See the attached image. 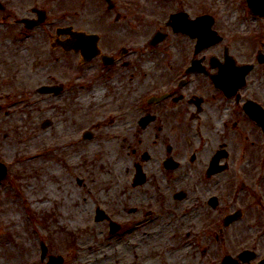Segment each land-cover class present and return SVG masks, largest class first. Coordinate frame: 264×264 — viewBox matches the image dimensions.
<instances>
[{
	"label": "rangeland",
	"instance_id": "rangeland-1",
	"mask_svg": "<svg viewBox=\"0 0 264 264\" xmlns=\"http://www.w3.org/2000/svg\"><path fill=\"white\" fill-rule=\"evenodd\" d=\"M138 3L140 9L153 11L141 9L143 14L131 21L132 28L122 22L119 41L123 47L136 50L133 61L169 66L189 51V40L176 46L168 40L154 50L148 46L154 32L167 29L165 23L179 3H189L188 17L207 13L216 20L218 34L223 36L219 48L227 47L234 60L252 62L258 52L264 54V17L252 15L244 0ZM26 43L20 47L5 43V53L0 52V162L7 168L0 181V264H47L39 258L41 243L47 256H60L63 264H83L82 242L86 237L92 238L93 245L119 243L120 250L124 242L134 239L135 247L128 257L121 255L115 264H221L225 255L235 258L238 248L254 245L263 230L254 228L257 210L248 211L252 216L248 224L221 235L210 208L204 214L193 210L197 195L173 199L183 190L181 171L162 175L161 157L141 161L143 153L153 155L160 148L150 147L149 133L137 135L130 126L132 117L123 109V92L112 96L116 85H98L94 94L86 90L87 80L74 81L67 72L64 62L76 56L60 53L59 59L60 54L48 42L25 50L32 42ZM209 52L221 56L222 49ZM54 56L60 61L54 63ZM77 65L72 73L83 69ZM143 80L150 82L141 77ZM67 81L74 89L65 96L47 97L36 92L51 82ZM148 86L141 88L140 96L151 91ZM46 120L51 125L42 128ZM86 131L94 137L84 141ZM178 149L176 158L181 159L184 151L181 146ZM135 162L146 174L141 186H132ZM133 197L138 201L132 203ZM73 198L86 204L84 213L73 212ZM97 210L108 219L95 221ZM110 222L120 229L110 233ZM142 228L152 233L142 236Z\"/></svg>",
	"mask_w": 264,
	"mask_h": 264
},
{
	"label": "flooded vegetation",
	"instance_id": "flooded-vegetation-1",
	"mask_svg": "<svg viewBox=\"0 0 264 264\" xmlns=\"http://www.w3.org/2000/svg\"><path fill=\"white\" fill-rule=\"evenodd\" d=\"M141 9L138 0H0V52L5 53L4 44L9 42L20 47L30 40L32 44L26 45L25 50L37 49L48 42L59 54L76 56L64 62L74 81L87 80L90 91L96 90L98 85H116L112 96L123 92V109L132 117L130 126L137 135L141 131L149 133L150 147L160 148L153 155L143 153L141 161L150 160L152 156L161 157L162 175L180 169L184 185L182 200H187L191 194L197 195L193 210H201L204 214L210 208L215 215L213 224L217 225L218 234L239 228L242 223L248 224L252 219L249 210L261 214L253 218L254 228L263 229L259 239L254 240L251 247L238 248L233 255L238 259L240 254L247 252L248 256L253 255L252 259L238 264L252 261L257 264L264 258V63L234 60L227 47L221 48V56L209 52L221 50L223 36L220 43L195 52V40L174 33L170 23L166 24L163 42L171 40L176 46L189 40L192 43L189 51L179 55V60L169 66L165 63L155 67L151 61H133L131 57L136 50L123 47L119 41L123 37L122 22L134 27L131 21L143 14ZM188 9L189 3H179L175 11ZM143 11L152 12L153 9ZM217 27L213 19L212 29L218 33ZM89 35L97 37L99 55L87 62H81L80 53L64 48L85 42L82 37ZM53 58L57 63L62 55L59 59ZM76 64L83 69L72 73ZM244 66L250 70L243 81L237 87L231 86L235 69ZM231 74L234 75L231 77ZM141 77L150 82L140 81ZM68 79L72 80L71 76ZM67 83L46 84L57 86L60 92L42 95L62 97L70 94L74 86L70 81ZM145 85H149L151 91L140 96ZM2 110L0 103V112ZM179 146L184 151L181 159L176 158ZM166 163L175 168H166ZM227 216L232 217V221L223 228Z\"/></svg>",
	"mask_w": 264,
	"mask_h": 264
},
{
	"label": "water",
	"instance_id": "water-1",
	"mask_svg": "<svg viewBox=\"0 0 264 264\" xmlns=\"http://www.w3.org/2000/svg\"><path fill=\"white\" fill-rule=\"evenodd\" d=\"M248 7L251 9V12L254 14H259L263 15L264 14V0H246ZM197 23H204V31L200 34H196V32L193 30V25L192 23H189L190 25H185L184 30L187 31L188 33H191L192 35L198 36V43H197V48H202V47H207L211 44H214L219 41V38L216 37V34L214 32L210 31V26H211V21L209 20V17H202L199 18ZM195 22V23H196ZM161 38L156 35L153 39V43L156 41L160 40ZM90 41H93L92 39H89ZM88 45V44H86ZM72 47L76 50L81 49L82 55L87 59L88 57L93 56L95 47L93 45H88L87 47H84L82 44L76 43L73 44ZM258 60H264V56L259 55ZM40 92H50L52 89L49 87H42L39 89ZM57 91V90H55ZM48 125L47 122L43 124V127H46ZM84 137H86L84 135ZM5 175V168L0 164V179H2ZM143 182V175L139 172L137 169V174H136V182L135 183H142ZM183 197L182 194H177L175 195V198L181 199ZM98 220L104 219V214L101 211H97L96 218ZM118 228L111 224V232L116 231ZM46 254V247L42 245V257H45ZM247 259V257H246ZM249 259V258H248ZM63 263V258L60 256H50L48 259V264H62ZM264 260L260 263L263 264ZM223 264H236L231 260L229 257H225L223 260Z\"/></svg>",
	"mask_w": 264,
	"mask_h": 264
},
{
	"label": "bare ground",
	"instance_id": "bare-ground-1",
	"mask_svg": "<svg viewBox=\"0 0 264 264\" xmlns=\"http://www.w3.org/2000/svg\"><path fill=\"white\" fill-rule=\"evenodd\" d=\"M99 91L98 89L93 90L94 94ZM119 167V165H118ZM139 198L133 197L132 203L138 201ZM72 209L73 212L77 209L79 212L84 213L86 211V204L78 203L75 198L72 199ZM133 211V210H131ZM130 211V212H131ZM152 233V230L148 231L144 228L141 230L142 236H148ZM134 239H129L124 242V247L120 250L119 243L110 245H93L92 238L86 237L82 242V247L84 249L82 254L83 264H115L121 255H126L128 257L130 251L135 247ZM122 253V254H121Z\"/></svg>",
	"mask_w": 264,
	"mask_h": 264
}]
</instances>
